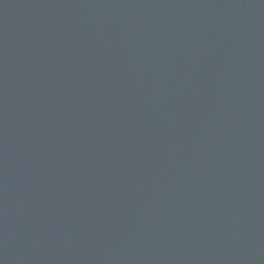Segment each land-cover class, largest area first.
I'll return each instance as SVG.
<instances>
[{
    "label": "water",
    "instance_id": "1",
    "mask_svg": "<svg viewBox=\"0 0 264 264\" xmlns=\"http://www.w3.org/2000/svg\"><path fill=\"white\" fill-rule=\"evenodd\" d=\"M0 264H264V0H0Z\"/></svg>",
    "mask_w": 264,
    "mask_h": 264
}]
</instances>
